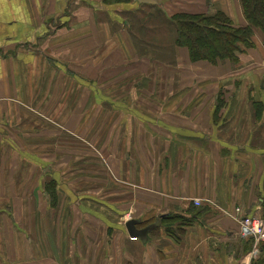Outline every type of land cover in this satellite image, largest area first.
Returning a JSON list of instances; mask_svg holds the SVG:
<instances>
[{
    "label": "crops",
    "instance_id": "1",
    "mask_svg": "<svg viewBox=\"0 0 264 264\" xmlns=\"http://www.w3.org/2000/svg\"><path fill=\"white\" fill-rule=\"evenodd\" d=\"M208 1L206 8L204 0H184L192 10L183 11L222 12L234 27L248 26L238 0ZM112 10L106 13L104 0H0V172L21 165L12 164V152L22 166L51 172L50 156L42 152H55L58 139L74 133L76 119L96 117L103 146L96 180L111 187L97 193L100 214L85 206L89 197L66 189L75 208L97 218L78 228L72 212L51 205L42 181H33L39 184L34 200L41 195L49 205L34 201L32 246L45 248L43 254L34 249L29 263L251 264L260 255H250L233 214L240 208L241 215L264 218V35L253 30L235 63H192L175 45L176 62L161 64L183 67L176 93L139 96L145 85L130 82L131 67L105 74L110 66H137L141 58L131 33L115 29L120 10ZM89 28L96 49L89 48ZM89 66L97 72L91 80ZM94 85L113 91L132 85V92L106 99L97 90V109L89 112L87 88ZM160 102L166 105L154 111ZM127 216L137 230L148 229L143 239L129 236Z\"/></svg>",
    "mask_w": 264,
    "mask_h": 264
},
{
    "label": "rangeland",
    "instance_id": "2",
    "mask_svg": "<svg viewBox=\"0 0 264 264\" xmlns=\"http://www.w3.org/2000/svg\"><path fill=\"white\" fill-rule=\"evenodd\" d=\"M154 1H156V5L140 4L138 0H131V3L127 5H108L106 4V0H104L106 13L112 14V9L120 10V18H117L119 21H116L117 25H114L116 26L115 29L118 32L120 31L126 34V36L131 33V38L135 39L136 49L141 55L140 62L137 66H123L125 68H122V66H110L105 74L106 76L108 75V77H112L114 73L120 70L125 72L126 69L131 67L130 82H144L145 85L144 88H141L139 96H157L155 98H159L158 96L164 94L172 95L176 93L177 78H179L177 75L180 74L181 69H183L182 66H162L161 64L163 61L167 62L168 60L170 62L173 61L174 58L176 59L175 44L173 43L176 27L174 23L171 22V19L176 14L185 13L183 10H188V8L192 10V5L188 8L185 7V4H183L184 0ZM204 2H206L204 6L208 8L209 1L204 0ZM133 7L136 8V12H132ZM106 21H108L107 15ZM88 31L89 48L96 49V33L92 32L90 28ZM173 62L175 63L176 61ZM92 67L93 66H89L88 76L90 80L93 74H97L95 70H92ZM132 67H136L135 74L132 71ZM116 70L117 72H114ZM71 75L73 78H77L76 73ZM180 75L182 77V74ZM144 77L146 78L144 79ZM130 88H132V85H130L128 89L118 86L114 91L112 87L107 88L106 86L98 87L94 85L88 87L87 90L90 96L88 103L89 112L96 111L97 109L96 103L94 102L97 90L99 94H104L107 99L110 98L111 94H129L132 92L129 90ZM138 89L139 88H137V90ZM148 104L151 106V104L147 102L144 103L140 101V103H138L142 108H146ZM110 105L111 103L105 102V109ZM163 105H166V103H153L152 109L154 110L155 107H157L159 111ZM99 107H102L101 103H99ZM76 121L78 125H74V133L64 136L62 141L58 139L59 144H57V150L55 152H42L46 153L45 157L48 158L50 156L47 162H50L51 172L45 167L40 169L27 164L22 166L23 162L16 152L10 153L9 159L13 161L12 164L16 162V164L21 165L9 167L4 173L0 172L1 178L4 180V182L0 183V187L3 186V190L0 191L3 196L2 199H0V212L8 210L7 213L3 212L4 215L0 214V264H31L29 262L32 261L31 256L33 255L32 252L34 249L36 253L43 254L45 246L43 248L32 246L33 238L38 231L36 232V230L32 231L30 229V222L33 214L34 201L41 207L49 205V202L46 203L41 195L34 200L36 196L35 191L38 190L39 184L33 181H42L40 190H44V192L48 193L51 198V205L57 208L61 207L63 211L66 209L67 212H72V215L70 213V216H68L73 218L74 225H78V228L86 227L88 224H94L96 222V216L93 214H84L75 208L76 205L73 203L76 199H71L66 194L67 189L73 190L77 194L82 193V196L89 197L84 200L85 206L94 207V213L100 214L98 203L96 202L97 193L100 191L101 187L105 189V191L111 188L110 183H100L101 185H98L96 180L98 163H102V160L98 157L101 155V149L103 148L101 139L98 141L97 137L96 117L89 118L86 121L80 119H76ZM65 143L70 144L67 145V147H70L71 150H65ZM98 151H100V153ZM72 161L73 164L71 167L70 162ZM49 173H51V176H49ZM117 185L119 189H122V184ZM47 187L52 188L48 191ZM23 191H28L25 194V198L16 197L18 195H23ZM68 192L72 194L71 191ZM118 200L123 201V198H117L116 202ZM21 210H23V212ZM104 213L112 219L120 218V216L112 215V212L107 210H105ZM233 215L236 216L235 209ZM41 216L45 217V219L48 218L47 213L44 211H42ZM130 219L131 218L128 217L126 222ZM261 219L264 221L263 217H261ZM122 222L125 221L123 220ZM131 238L136 239L137 237ZM58 241L59 238L55 240V242ZM28 242L31 244H28ZM44 244H47V242ZM92 252L93 250L89 251L90 256L93 255ZM256 257L257 256H254L253 258ZM253 262L254 261H252L251 264H253Z\"/></svg>",
    "mask_w": 264,
    "mask_h": 264
},
{
    "label": "trees",
    "instance_id": "3",
    "mask_svg": "<svg viewBox=\"0 0 264 264\" xmlns=\"http://www.w3.org/2000/svg\"><path fill=\"white\" fill-rule=\"evenodd\" d=\"M238 1L248 23L244 28L234 27L222 12L213 15L182 13L172 17L171 22L176 27L174 44L187 50L192 63L207 62L214 65L221 60L238 62L241 49L249 45L253 30L258 29L264 35V0ZM129 3L131 0H106L108 5ZM51 188L47 187V190ZM246 245L251 248L250 241ZM259 255L260 258L253 264H264V242L260 245Z\"/></svg>",
    "mask_w": 264,
    "mask_h": 264
},
{
    "label": "built area",
    "instance_id": "4",
    "mask_svg": "<svg viewBox=\"0 0 264 264\" xmlns=\"http://www.w3.org/2000/svg\"><path fill=\"white\" fill-rule=\"evenodd\" d=\"M193 204L194 206L199 207L201 205V200H194ZM235 210V217L239 224L238 234L243 240L252 242L253 245L250 255H252L253 257L257 256V254L259 253V246L264 242V221L261 220V218L257 215L240 217L239 212H241V210L239 208H236Z\"/></svg>",
    "mask_w": 264,
    "mask_h": 264
},
{
    "label": "water",
    "instance_id": "5",
    "mask_svg": "<svg viewBox=\"0 0 264 264\" xmlns=\"http://www.w3.org/2000/svg\"><path fill=\"white\" fill-rule=\"evenodd\" d=\"M138 3L156 5V1L154 0H138ZM136 224H137L136 221H129L125 226L127 233L129 234L130 237H137V238L143 239L148 229L139 231L136 229Z\"/></svg>",
    "mask_w": 264,
    "mask_h": 264
}]
</instances>
